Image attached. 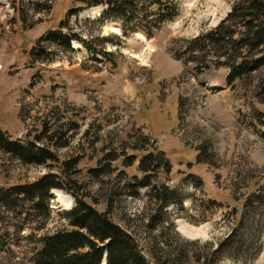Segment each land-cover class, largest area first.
Instances as JSON below:
<instances>
[{"label":"rangeland","instance_id":"obj_1","mask_svg":"<svg viewBox=\"0 0 264 264\" xmlns=\"http://www.w3.org/2000/svg\"><path fill=\"white\" fill-rule=\"evenodd\" d=\"M176 1L177 15L147 38L125 34L113 22L100 27L94 20L103 6L0 0V130L13 140L35 141L47 124L57 132L55 142L41 143L58 155L24 164L0 149V188L54 173L79 197L53 189L43 230H37L39 216L0 208V233L9 240L7 250L0 248V264H29L37 237L65 227L63 213L80 199L99 210L110 203L114 220L133 229L148 257L150 241L162 231L174 242L180 241L173 229L216 245L237 231L243 251L220 264H264V209L245 214L249 201L264 207V103L254 81L245 86L250 78L226 88L227 58L210 40L239 0ZM61 23L112 52L115 62L97 60L77 40L74 51L53 44L50 51L59 55L50 61L31 54ZM199 59L209 61L201 73L193 67ZM163 186L177 195L161 210L158 195L168 194Z\"/></svg>","mask_w":264,"mask_h":264},{"label":"trees","instance_id":"obj_2","mask_svg":"<svg viewBox=\"0 0 264 264\" xmlns=\"http://www.w3.org/2000/svg\"><path fill=\"white\" fill-rule=\"evenodd\" d=\"M79 1L85 5L84 8L95 6L105 8L100 18L94 20L100 23V27L113 22L118 24L125 34L142 33L147 38H152L179 11L176 0ZM234 26H240V29H235ZM68 28L70 25L61 23L57 30L49 31L43 47L39 50L33 49L31 54L36 51L40 60L50 61L52 56L55 58L59 55L58 51H50L53 44H56L57 48L65 45L69 51H74L72 42L77 40L87 51L96 56L97 60L109 58L115 62L112 52L95 47L84 39L81 33L65 30ZM237 33L241 35L236 37ZM208 36L209 34L207 39ZM210 38L217 45V49L214 48L217 54L227 58L226 64L230 68L226 76L228 87L235 88L238 82L244 84L247 78H250L245 86L254 81L255 96L264 103V0H239L228 17L210 34ZM41 42L42 40L39 44ZM49 52H53L52 55H47ZM258 54L260 55L257 56ZM203 61L205 59L193 62V67L199 73L209 67V61L205 63ZM184 63L188 64L189 61L186 60ZM261 122L264 124V121ZM51 130L52 128L45 124L41 137L26 142L13 140L7 131L0 130V149L24 164H45L49 160H57L56 151L41 143L43 138L48 139L49 144L55 142L53 136L57 132L51 133ZM166 162L170 168V162L168 160ZM141 166H145V158L141 160ZM57 177L54 173H47L31 183L7 189L0 188V208L18 215L27 212L26 216L29 218L39 216L42 219L37 230L47 228L52 216L49 199L53 189H67L79 198L73 189L66 187V181L62 179L61 182H57ZM165 189L169 195L166 193L158 195V205L161 210L174 202L173 198L177 195L176 190ZM257 202L258 200L247 202L245 214L247 211L255 214L263 210L264 207ZM27 203L32 211H25ZM107 206L106 210H99L84 199L77 200L71 210L63 213L65 227L37 237L38 245L29 253L28 263L102 264L107 253V264H220L225 259L234 258L233 253L243 251L245 246L240 242L241 236L237 231L232 232L216 245L210 241L204 243L201 240H189L173 229L176 240L180 242H174L162 231L158 237L150 241V257H148L143 252L133 229L123 227L116 222L111 204L108 203ZM243 225L244 221H240L239 226L243 228ZM157 228L159 225L154 229ZM24 230L25 227L21 232ZM3 234L0 233V248L4 251L7 250L9 240L7 235ZM203 247L206 249L204 250Z\"/></svg>","mask_w":264,"mask_h":264},{"label":"water","instance_id":"obj_3","mask_svg":"<svg viewBox=\"0 0 264 264\" xmlns=\"http://www.w3.org/2000/svg\"><path fill=\"white\" fill-rule=\"evenodd\" d=\"M104 262H107V253H105V256H104Z\"/></svg>","mask_w":264,"mask_h":264},{"label":"bare ground","instance_id":"obj_4","mask_svg":"<svg viewBox=\"0 0 264 264\" xmlns=\"http://www.w3.org/2000/svg\"><path fill=\"white\" fill-rule=\"evenodd\" d=\"M102 264H105V262H104V263H102Z\"/></svg>","mask_w":264,"mask_h":264}]
</instances>
